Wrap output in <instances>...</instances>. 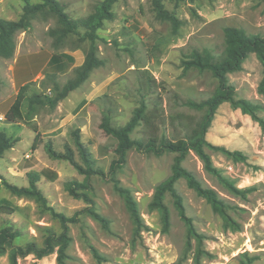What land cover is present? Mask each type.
<instances>
[{
    "label": "rangeland",
    "instance_id": "1",
    "mask_svg": "<svg viewBox=\"0 0 264 264\" xmlns=\"http://www.w3.org/2000/svg\"><path fill=\"white\" fill-rule=\"evenodd\" d=\"M59 1L68 15L77 19L92 13L101 0ZM24 3L25 0H0V17L17 20ZM163 3L182 21L177 33L169 21L155 17L152 0H116L112 5L113 19L104 20L97 30V55L103 64L55 107H42L32 118L43 141L50 140L60 152L65 146L70 147L75 161L83 165L73 139V133L78 131L92 167L98 171L88 178L67 160L50 158L43 143L33 150L35 132L30 127L4 120L5 108L19 86L12 79L16 58L20 76L30 80L43 68L45 59L59 54L62 70L56 79L63 84L82 62L86 42H79L78 48L69 44L55 48L47 31L55 26L56 19L38 13L28 28L15 33L12 56H0V131L12 141L0 157V204L14 208L11 214H0V227L11 224L19 229L15 245L29 241L42 245L48 229L60 232L62 224L55 212L77 217L68 222L66 264H264V100L257 92L262 66L254 53L245 58L239 71L228 74V81L234 88V98L263 105L255 111L256 119L225 101L217 107L205 132L211 145L245 155L244 160H233L219 150L207 149L212 164L222 170L235 189H229L207 172L192 150L181 162L203 186L217 192L227 221L179 177L173 187L196 235L189 236L169 191L162 198L168 217L165 224L162 209L152 202L156 186L171 173L173 152L156 155L131 148L123 164L111 168L117 158L116 139L99 126L103 112L110 108L111 124L122 125L143 100L157 133L171 136L176 132L168 124V116L184 113L199 120L203 111L189 108L183 101L204 100L217 87V79L209 70L184 68L183 61L188 60L191 50L207 48L216 55L222 54L226 47L223 29L229 25L244 29L248 35L264 34V0ZM48 66L29 81L28 93L48 91L49 83L41 84L50 70ZM149 75L153 80H149ZM145 128L138 125L132 137H144ZM28 172L39 175L37 186L50 208L11 193L2 182L27 185ZM71 179L88 184L78 191L88 194L95 211L108 219L109 229L89 214L77 213L86 203L66 190L65 182ZM115 184L128 189L136 201L143 223L138 231ZM17 263L57 264V252L40 258L32 253L18 256ZM0 264H10L8 250L0 255Z\"/></svg>",
    "mask_w": 264,
    "mask_h": 264
},
{
    "label": "trees",
    "instance_id": "2",
    "mask_svg": "<svg viewBox=\"0 0 264 264\" xmlns=\"http://www.w3.org/2000/svg\"><path fill=\"white\" fill-rule=\"evenodd\" d=\"M116 0H101L95 10L77 19L71 18L64 10V5L59 0H41L39 3H30L25 0L22 8V14L17 20L5 19L0 17V56L9 58L15 49V33L18 30H25L30 26V20L36 14L40 13L44 16H53L56 24L48 29V35L52 38V45L55 48L70 45L78 48L79 42H86L84 47V56L82 62L73 68L72 75L60 84L56 79L59 71L62 70V61L59 54H52L49 60L50 65L55 66L54 70L47 72L41 81L42 85L47 86L48 91L28 93L30 82L21 84L17 88L9 107L4 112V120L6 122L24 123L35 132L32 149L43 143V147L47 155L52 159L67 160L74 168L85 178H88L96 171L92 167V162L86 153L82 142L79 139L78 131L73 133V139L83 165L77 163L70 147L65 146L64 151H57L50 140L43 141L41 134L36 125L31 123L32 118L37 114L40 108H53L56 104L65 98L70 91L80 86L91 74L92 70L103 64V59L97 55V40L99 38L97 30L102 27L104 20H111L114 17L112 5ZM174 4L178 2H193L194 0H171ZM152 8L155 17L160 20H167L171 24L172 31L177 33L179 26L182 24L173 10L165 8L163 0H152ZM82 29V32L80 31ZM225 39V50L222 54L216 55L207 48H193L189 54V58L183 61L184 68L196 67L199 70H209L213 77L217 79V87L214 92L206 99L195 101L186 99L183 104L195 110H202L203 114L199 120H195L193 116L184 113H175L168 116V124L173 127L175 134L166 136L163 133L158 134L156 127L151 124L150 114L146 109L144 101H140L139 105L134 108L131 117L122 125H113L110 121L109 108L102 113L99 123L100 128L107 134L112 135L116 139L115 153L117 158L112 162L111 168L119 167L125 161L126 153L129 149L134 148L141 152H152L159 155L165 151L175 153L171 166V173L162 180L155 189L152 204L162 209V216L165 224L167 223V211L162 204V198L165 191H169L174 199V205L178 210L181 219L187 226L189 236H194L195 231L189 217L184 213L183 206L179 194L175 191L173 184L179 177H183L187 184L192 187L199 195L204 197L211 205L212 209L219 213L226 221V214L223 200L218 196L217 192L211 187L203 186L192 172L184 168L181 164L185 154L192 150L201 160L203 168L217 177L229 189L234 190L233 182L222 174L220 168L212 164L207 149L212 148L225 153L233 160H244L245 155L238 150H228L223 146L211 145L205 139L207 127L217 109L222 102H229L233 107L240 108L242 113H248L253 119H256L255 111L262 108L261 104H254L243 98H234V88L228 81V74L239 71L245 58L254 53L262 66V77L257 85V92L264 100V34L254 33L246 34L244 29L237 26H225L223 29ZM75 36V37H73ZM149 80H153L149 75ZM138 125L146 126V134L141 138H133L132 132ZM152 125V126H151ZM179 132V133H178ZM12 146L11 139L4 131H0V157L4 151ZM28 184L17 185L11 184L3 180L5 187L17 196H23L34 199L39 205L50 208L47 205V199L37 186L39 175L34 172L27 173ZM86 182H78L71 179L65 182L66 190L73 196L81 197L86 205L77 213L84 212L92 216L100 222L105 228L109 229V221L106 217L95 211L92 200L88 194L78 191L87 188ZM115 189L123 197L126 209L133 221L136 231H138L143 223L138 211L136 201L131 196L128 189L115 184ZM14 208L7 204H0V214H11ZM53 212V211H52ZM62 224L60 232L56 233L50 229L47 230L42 245H37L33 241L26 242L23 245H15L14 239L20 235L18 228L11 224L0 227V255L8 250L10 264H18L17 257L24 256L29 253L40 258L56 250L57 264H66L65 250L70 242L68 234V222L76 221V214L67 217L62 213H55ZM98 256L96 251H93Z\"/></svg>",
    "mask_w": 264,
    "mask_h": 264
},
{
    "label": "crops",
    "instance_id": "3",
    "mask_svg": "<svg viewBox=\"0 0 264 264\" xmlns=\"http://www.w3.org/2000/svg\"><path fill=\"white\" fill-rule=\"evenodd\" d=\"M51 55L47 59L44 60V62H43V68H40L39 70H37L30 80H29V78H23V77L20 76V74H21L20 73V68L17 70V67H16L17 64H18V62H19V60H18V58H16L15 59V62H14V65L12 67V79H13V81L14 82L16 81L19 85H21V84H24V83H27V82L33 80L37 75L41 74L43 72V70H45L46 68L49 67L48 65L50 64L49 63V60L51 59ZM22 64H24V66H26V63L24 62V60H23V63ZM54 68H55V66H53V65L51 66L50 65V68H49L50 70L48 72L53 71ZM9 105L5 108V111L9 107Z\"/></svg>",
    "mask_w": 264,
    "mask_h": 264
}]
</instances>
